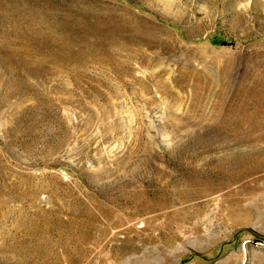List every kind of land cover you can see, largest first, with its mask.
Returning <instances> with one entry per match:
<instances>
[{
    "label": "rangeland",
    "instance_id": "obj_1",
    "mask_svg": "<svg viewBox=\"0 0 264 264\" xmlns=\"http://www.w3.org/2000/svg\"><path fill=\"white\" fill-rule=\"evenodd\" d=\"M0 264H264V0H0Z\"/></svg>",
    "mask_w": 264,
    "mask_h": 264
}]
</instances>
